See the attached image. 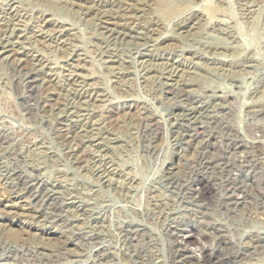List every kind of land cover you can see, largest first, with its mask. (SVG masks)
<instances>
[{"label": "rangeland", "instance_id": "1", "mask_svg": "<svg viewBox=\"0 0 264 264\" xmlns=\"http://www.w3.org/2000/svg\"><path fill=\"white\" fill-rule=\"evenodd\" d=\"M0 264H264V0H0Z\"/></svg>", "mask_w": 264, "mask_h": 264}, {"label": "bare ground", "instance_id": "2", "mask_svg": "<svg viewBox=\"0 0 264 264\" xmlns=\"http://www.w3.org/2000/svg\"><path fill=\"white\" fill-rule=\"evenodd\" d=\"M172 172V171H171ZM202 179V178H201ZM210 185V184H209ZM200 188H202V191L203 192H207L208 190V184L206 181L204 180H201L200 181ZM209 192V191H208ZM196 231V230H195ZM193 229L189 230V231H186L183 233V235L180 237V239L183 241V242H186L187 244H190V245H202V241H204L203 239V235H199L198 233H196ZM206 245H202V253L204 254V257L205 259L208 261V262H211V261H214L216 260V258L210 253L209 254V251L206 249L205 247ZM194 247V246H193ZM182 248V247H181ZM195 248V247H194ZM197 249V248H196ZM200 249V248H199ZM200 251V250H199ZM185 252V251H184ZM201 253V254H202Z\"/></svg>", "mask_w": 264, "mask_h": 264}]
</instances>
